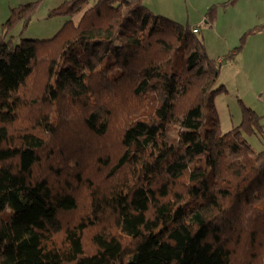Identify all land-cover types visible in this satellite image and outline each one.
<instances>
[{
    "label": "trees",
    "instance_id": "1",
    "mask_svg": "<svg viewBox=\"0 0 264 264\" xmlns=\"http://www.w3.org/2000/svg\"><path fill=\"white\" fill-rule=\"evenodd\" d=\"M37 6L0 25V264H264L263 115L213 104L264 23L214 59L141 0H64L14 42Z\"/></svg>",
    "mask_w": 264,
    "mask_h": 264
},
{
    "label": "rangeland",
    "instance_id": "2",
    "mask_svg": "<svg viewBox=\"0 0 264 264\" xmlns=\"http://www.w3.org/2000/svg\"><path fill=\"white\" fill-rule=\"evenodd\" d=\"M34 1H38V6L29 24L26 27L19 24L10 32L14 42H19L20 39L50 38L62 24L60 18H47L46 15L50 8L64 0H0V25L7 19L10 8ZM149 1L152 2V0ZM170 1L174 5L168 0H157L161 5L164 3L162 6H165L166 14H169L168 18L190 26H198L199 33L196 36L205 46L207 55L214 59H221L222 56L239 46L242 35L235 37V34L239 32L238 24L245 19L244 15L249 12L247 10L256 5L254 0L249 3L240 0L236 4L212 5L216 8H212V16L207 20L208 11L205 10L202 17L201 14L198 16L191 0ZM154 14L161 15L156 12ZM250 37H246L243 47L236 56L229 62L223 63L220 68L217 84H224L226 91L216 94L213 97V104L223 132L232 128L233 120L241 116V103L252 107L259 113H264V62L259 59L254 60L250 55L252 48L250 39H248ZM248 141L256 151L264 147L260 136L249 137Z\"/></svg>",
    "mask_w": 264,
    "mask_h": 264
},
{
    "label": "crops",
    "instance_id": "3",
    "mask_svg": "<svg viewBox=\"0 0 264 264\" xmlns=\"http://www.w3.org/2000/svg\"><path fill=\"white\" fill-rule=\"evenodd\" d=\"M227 1L228 0H191V2H192L191 4L194 7H196L195 9H196V12L198 13L197 15L199 16L201 14L200 16L202 17V13L205 10L208 11L209 8H211V7L216 8V6H212V5L218 6V5L223 4L224 2H227ZM254 1L256 2L255 7H252V9L247 10L249 12L247 15H244L245 19L243 18L244 20L242 19L243 21L242 22L240 21L241 23L238 24L239 25V32H237L235 34V37H239L240 35L244 34L245 31H247L248 29L264 23V0H254ZM141 2L143 3L144 6L149 8L153 13L154 12L160 13L161 16L164 15V17L166 16L168 18L167 15H169V14H166L167 12L165 11V6H162L164 3L161 5L160 3L157 2V0H152V2L149 0L148 1L147 0H141ZM168 2L171 3L172 5H174L170 0H168ZM238 2H240V0H233L232 3H227V4H234V3L236 4ZM244 2L249 3V2H251V0H244ZM165 3H166V1H165ZM171 7L175 8V6H171ZM206 18H207V16H206ZM207 22H209V21H207ZM179 23H181V22H179ZM190 27L192 28V30L193 29L197 30L196 34L199 33V29H198L197 25H192ZM248 36H251L248 39H250V43L252 45L250 55L252 56V58L254 60L259 59L260 61L264 62V29L256 31L253 34H249ZM236 54H235V56H236ZM256 112L260 115H263V124H264V113L263 112L259 113L258 111H256ZM240 118H241L240 116L235 118V120H233V122L231 123V127L238 125L240 122ZM261 140H263V142H264V139L261 138Z\"/></svg>",
    "mask_w": 264,
    "mask_h": 264
},
{
    "label": "built area",
    "instance_id": "4",
    "mask_svg": "<svg viewBox=\"0 0 264 264\" xmlns=\"http://www.w3.org/2000/svg\"><path fill=\"white\" fill-rule=\"evenodd\" d=\"M196 31H197L196 29H193V32H194V33H196Z\"/></svg>",
    "mask_w": 264,
    "mask_h": 264
}]
</instances>
